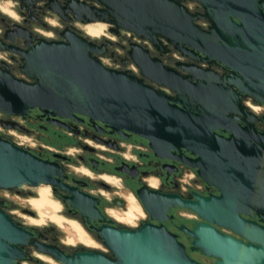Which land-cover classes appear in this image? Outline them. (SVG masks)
Masks as SVG:
<instances>
[{"label": "water", "instance_id": "95a60500", "mask_svg": "<svg viewBox=\"0 0 264 264\" xmlns=\"http://www.w3.org/2000/svg\"><path fill=\"white\" fill-rule=\"evenodd\" d=\"M38 1L18 3L30 13ZM185 1L46 0V7L63 21L100 20L112 25L110 31L117 36L127 31L156 45L161 36L195 61L169 65L130 41L126 55L138 69L135 74L104 65L97 57L102 46L73 26L60 30L59 39L23 29L16 37H22L24 47L13 44L15 36L7 38L10 44L0 45L19 56L11 59L25 76L14 75L0 61V112L25 117L37 108L51 115V122L67 128L61 118L79 122L86 117L95 131L109 127L123 137L134 133L147 141L154 156L180 160L211 183L209 168L227 158L226 153H217L225 151L230 140L214 129L236 124V114L243 112L241 94H251L264 103V80H243L247 56L255 57L260 70L264 69V0H189L201 6L195 12ZM198 19L208 25L202 27ZM200 55L232 74L219 77L201 67L196 63ZM62 176L58 161L44 159L0 136L1 189L53 185L70 193L66 196L69 205L87 220L97 217L96 199L66 185ZM137 195L151 219L165 220L169 207L175 205L198 214L202 220L192 229L181 228L192 238V249L217 257L216 264H264V227L243 220L236 212L237 203L225 192L219 198L196 192L182 198L143 185ZM258 215L264 221V208ZM213 222L232 228L248 243L218 233L210 226ZM96 231L114 258L96 249L69 254L55 244L33 243L62 264H200L162 224L144 222L125 229L102 225ZM30 235L0 205V264H20Z\"/></svg>", "mask_w": 264, "mask_h": 264}, {"label": "flooded vegetation", "instance_id": "af4514ba", "mask_svg": "<svg viewBox=\"0 0 264 264\" xmlns=\"http://www.w3.org/2000/svg\"><path fill=\"white\" fill-rule=\"evenodd\" d=\"M58 1L59 3L63 2V0ZM184 4L191 12L202 10L201 6L195 1L186 0ZM17 5L12 10L20 15L21 19L19 22L0 16V45L10 44L7 38L16 37V33L22 32L23 29L32 32V25L44 26L42 22L45 15H56L46 7V0L38 1L30 13L20 9L19 3ZM95 22L96 20L87 22V24H94ZM196 23L200 24L198 20H196ZM204 25L206 27L208 24L205 23ZM121 35L127 39L128 43L130 41L139 43L148 49L152 56L160 58L166 64L174 65L177 61H195L192 57L186 55V53L176 49L161 36H158V44L156 45L145 39L136 41L133 39L136 36L132 33L129 34V36L131 35L130 37L120 32ZM22 40V37L17 36L13 44L24 47ZM97 44L102 46V54L109 53V56L113 57V53L109 49V46H111L110 43L101 41L97 42ZM0 52L6 53L10 59L12 57L19 59L18 55L6 49H0ZM202 57L200 55L199 60L196 61L201 67L211 70L218 74L219 77L232 74L230 69L222 64L211 59L204 60ZM246 59L247 67L244 71L243 80H264V69L263 71L260 70L259 64L255 62V57L251 59L250 56H247ZM0 61L6 62L3 59ZM14 63V66L7 63L9 69L13 70L15 67L19 70L18 64L16 62ZM240 102L243 106V112L236 114V124L228 125L226 128L218 127L214 129L216 134L230 140L225 151L221 150L217 153H226L227 158H224L221 162H213L209 168L211 177V183L209 184L199 176L196 169L187 166L182 161L168 158L161 159L154 156L147 145V141L134 133H127L128 136L123 137L116 132H110L109 127H104V131H95L91 127L88 118L82 116L84 120L79 122L70 118H61V121L70 126V128H67L64 125L51 122L50 119L52 116L48 114L44 115L37 108L32 109L25 118L34 119L38 122V126L41 129L53 135L57 134L64 137L62 134H58L56 130H52V128L61 129L71 134H84L102 145L99 149L98 146L82 145L84 148V156L82 154L78 155L83 160L82 163L85 166V169L81 170V172L89 175L92 171L97 173L100 178L97 185L102 190H98L96 193L89 188L91 182L88 178L67 171L66 166L76 162L74 158L68 155V151L60 150L36 153L44 159L56 160L62 165L63 176L61 180L66 185L76 187L79 192L86 193L96 199L93 204L98 211V215L91 220H87L86 215L81 214L76 208L69 205L66 199V196L70 195L68 191L53 185H48L50 193L52 192L63 204L65 208L64 214L76 220V223L87 233L86 237L88 240H91L90 236L92 235L101 244L102 248L97 250L102 251L108 258H114V255L99 237L96 228L106 225L117 229H125L137 227L144 222H152L154 224H162L166 229L174 233L176 238L185 245V251L188 256L196 262L200 264H216L217 257L205 255L200 249H192V238L181 228L185 226L192 229L197 222L202 220L198 214L175 205L169 207L165 220L158 221L151 219L137 195V189L144 185L147 189L156 190L158 193H172L182 198L189 197L192 192H196L202 196L211 195L214 198H219L222 192H225L229 200H234L237 203L235 208L236 212L243 220L264 227V221L258 215V212L264 208V111L256 114L252 108L247 106L246 102H250L254 108L258 107L261 109H264V103L248 93L240 95ZM121 141L138 143L145 146V150H138L135 145L134 148L127 149L121 145ZM61 144L63 145L64 143ZM69 144L71 143L66 142L65 148ZM125 151L131 152L129 156L125 155ZM98 153L102 154V156H99ZM184 153L190 156L188 152ZM57 154L65 156L66 158L57 156ZM193 157H196V155ZM186 177L192 183L185 182L187 180ZM114 178L117 179L116 184H114ZM119 191L129 193L130 195L126 197L124 194L119 193ZM152 200L154 198H151ZM133 206H138V210H135ZM181 210L191 211L195 215V219L191 225L183 221L182 216L184 215ZM27 212L30 215H36L34 211L30 212L28 210ZM138 213L143 214L142 216L144 218L138 220L136 216ZM129 221L131 223H128ZM210 226L220 234L248 243L245 236L230 227L220 225L216 222L210 223ZM25 228L31 231V235L28 239V244L23 246L25 255L19 261L28 259L38 263L41 262L42 259L40 256L34 254L35 251L42 253L36 249L33 243L35 240L42 243L55 244L69 254H74L82 250V248L90 249L81 245L65 249L61 245L51 241L44 229L35 227Z\"/></svg>", "mask_w": 264, "mask_h": 264}, {"label": "rangeland", "instance_id": "374dc122", "mask_svg": "<svg viewBox=\"0 0 264 264\" xmlns=\"http://www.w3.org/2000/svg\"><path fill=\"white\" fill-rule=\"evenodd\" d=\"M17 2L18 0H12V3L15 5V7L18 6ZM0 16L10 19L3 13H0ZM18 16L20 17V15ZM198 21L203 27L205 26L204 24L207 23L206 21H202L201 19H198ZM42 23H45V25L42 26L36 24L32 25L31 27V31L33 32V34H36L39 37H43L46 39H59L60 30H62L65 26H73L80 34L88 37L91 40H94L96 43L101 41L110 43L111 46H109V49L113 53V57H110L109 53L98 54V59L108 67L122 70L128 69L131 72L138 74V69L131 61H129L126 55V49L128 48L127 39L122 37V35L117 36L112 33L109 29L112 25L105 22L102 23V21L100 20H96L94 24H87L86 22L76 20L65 22L57 15L49 14L45 15ZM120 32L121 34L127 36L131 34L127 31ZM133 39H135L136 41L143 40L137 37H134ZM2 59L7 63L12 64L13 66L15 64L10 59V57L6 55V53L0 52V60ZM132 67H135L136 69L134 70ZM11 71L18 77H25L15 67ZM52 130H56L58 134H62L64 137L46 132L38 126V122H36L34 119L25 118L22 116L8 115L0 112V136L32 151L35 154L37 152L46 151H68V155L74 158L76 162L74 164L70 163L69 165H67V171L71 172L72 174L88 178V180L91 182V186L89 188L93 192L96 193L98 192V190H102V188L100 186L98 187L97 185V182L100 180L97 173L91 171L89 175H85L81 172V170L85 169V166L82 163L83 160L78 157L79 154H82L84 156V148L82 147V145L88 144L90 146H98V149L99 147H102V145L94 141L92 138L85 136L84 134H71L67 131L55 128H52ZM66 142L71 143L66 146L67 148H65ZM61 143L64 144L62 145ZM121 145L125 146V148L127 149H132L135 145L137 146L138 150H145V146L132 141H121ZM104 148L107 149L106 147ZM130 153L131 152L125 151L126 156H129ZM98 154L99 156H102V154ZM116 181L117 179H115L114 184H116ZM185 182L192 183L190 182L189 178H187ZM44 191L50 194V199L46 204L40 206L37 203L40 199L39 193ZM119 193L124 194L126 197L130 195L129 193H125L122 191H119ZM0 205L8 214H10L14 221L24 227L44 229L51 241L61 245L65 249L78 245L96 250L102 248L101 244L97 240H95L92 235L90 236L89 233L88 234L91 237V240H88V238L86 237L87 233L78 223H76V220L67 217L64 214L65 208L63 204L56 196L52 194V192L50 193L49 187L46 185H23L19 188L13 189L0 188ZM133 207H135V210H138V206ZM28 210L34 211L36 215H30L27 212ZM181 211L184 215L182 216L183 221L191 225L193 223V220L195 219V215L191 211ZM142 215L143 214L139 213L136 215L138 220L144 218ZM34 254L40 256V258L42 259L40 263L25 259L21 260L20 264H61L48 255L36 251L34 252Z\"/></svg>", "mask_w": 264, "mask_h": 264}, {"label": "clouds", "instance_id": "9594fccd", "mask_svg": "<svg viewBox=\"0 0 264 264\" xmlns=\"http://www.w3.org/2000/svg\"><path fill=\"white\" fill-rule=\"evenodd\" d=\"M14 7L15 5L12 3V0H0V13L5 14L15 22H19L21 17H19L14 11L11 10ZM246 104L249 108H252L256 114H259L261 111H264V109L258 107L254 108L250 102H246ZM128 223H131V221H129Z\"/></svg>", "mask_w": 264, "mask_h": 264}, {"label": "bare ground", "instance_id": "6f19581e", "mask_svg": "<svg viewBox=\"0 0 264 264\" xmlns=\"http://www.w3.org/2000/svg\"><path fill=\"white\" fill-rule=\"evenodd\" d=\"M40 185H46V186H48L47 184H40ZM40 185H38V186H40ZM39 196H40V199H39V201L37 203L40 206L46 204L49 201V199H50V194L48 192H46V191L40 192L39 193Z\"/></svg>", "mask_w": 264, "mask_h": 264}, {"label": "built area", "instance_id": "2783aa9c", "mask_svg": "<svg viewBox=\"0 0 264 264\" xmlns=\"http://www.w3.org/2000/svg\"><path fill=\"white\" fill-rule=\"evenodd\" d=\"M128 33H130V32H128ZM134 70L136 69L135 67H132Z\"/></svg>", "mask_w": 264, "mask_h": 264}]
</instances>
